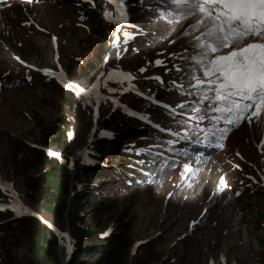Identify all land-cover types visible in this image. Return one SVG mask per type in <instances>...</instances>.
Instances as JSON below:
<instances>
[{"label": "rangeland", "instance_id": "374dc122", "mask_svg": "<svg viewBox=\"0 0 264 264\" xmlns=\"http://www.w3.org/2000/svg\"><path fill=\"white\" fill-rule=\"evenodd\" d=\"M119 4L22 0L0 11V69L9 72L0 79V181L8 184L0 187V264L3 247L15 242L20 243L12 250L18 264H61L73 255L66 253V245L76 240L68 228L71 214L76 226L94 233L91 238L115 233L121 219L131 225L133 245L125 264H134L147 246L155 247L153 264H264V112L251 124L244 120L233 127L223 139L224 150L201 161L192 154L174 169L155 167L141 153L163 141L142 130L135 113L187 130L196 127L153 108L150 99L174 108L188 105L190 98L174 82H186L190 65L173 54L192 51L191 38L182 33L194 20L169 23L160 18L157 0H124L127 23L120 26ZM31 20L38 29L24 27ZM11 53L28 69L19 68ZM158 60L163 64L157 65ZM45 69L57 76L63 72L78 90L88 91L97 83L99 107L92 97L63 88L55 75L40 73ZM109 72L130 73L134 79L119 83L117 76L109 81ZM180 111L195 117L216 115L191 112L190 106ZM57 130L64 138H48ZM36 158L40 160L33 162ZM54 161L62 167L56 175ZM189 166L192 171L185 179ZM102 169L103 175L97 173ZM17 199L34 215L14 212L11 206ZM23 217L36 218L56 236L58 231L68 234L63 245L57 238L56 258L37 254L27 236L18 234L15 241L2 234L24 225L17 224ZM85 259L82 264H92Z\"/></svg>", "mask_w": 264, "mask_h": 264}, {"label": "snow or ice", "instance_id": "6c2138e0", "mask_svg": "<svg viewBox=\"0 0 264 264\" xmlns=\"http://www.w3.org/2000/svg\"><path fill=\"white\" fill-rule=\"evenodd\" d=\"M28 2L31 3L32 0ZM161 3L165 5L167 11H161L160 18L166 19L169 23L182 24L186 20H194L182 33L183 37L191 38L192 51L189 52L185 48L182 54H173L190 65L184 76L186 82H174L175 88L190 98L189 103L176 107L183 109L190 106L191 112L215 113L216 115L211 117L198 115L189 116L188 119H210L217 126L223 124L224 126L218 129L220 133L217 136L218 140L225 139L232 127L239 126L244 120L251 124L253 117L259 119L261 112H264V0H161ZM121 5H124V0H120V4L117 5L120 14V19L116 21L118 24L127 23ZM105 18L111 20V15L105 12ZM55 39L53 37L54 41ZM174 42L170 41V43ZM155 63L161 65L163 61L158 60ZM174 67L177 71H183L179 66L174 65ZM140 71L144 72L145 69L142 68ZM44 72L49 76L54 75L47 69ZM117 76L120 77L119 83L134 79L130 73H107L109 81ZM56 78L64 87L77 91V86L70 85L64 80L63 72ZM99 79L98 77L97 81ZM97 87L98 84L93 83L88 91L83 89L78 91L84 97H94L98 100ZM109 91L114 90L109 89ZM194 96L197 99L191 100ZM150 99L152 103L160 105L158 100ZM163 107L175 112V108L170 105ZM253 108L255 110L248 115ZM139 118L151 123L146 116ZM152 127L159 128V125L152 123ZM69 136L71 137V134ZM48 154L58 155L52 152ZM191 171L189 166L186 172ZM221 184L224 185L223 178ZM4 186L0 184V187ZM239 194L236 193L237 196ZM11 207L17 214L34 215L18 203ZM57 234L65 239L68 238L67 233ZM66 248L68 253L72 252L70 242Z\"/></svg>", "mask_w": 264, "mask_h": 264}, {"label": "trees", "instance_id": "16d2710c", "mask_svg": "<svg viewBox=\"0 0 264 264\" xmlns=\"http://www.w3.org/2000/svg\"><path fill=\"white\" fill-rule=\"evenodd\" d=\"M81 5H83V3ZM117 114L121 117L120 113ZM118 121L119 119H116L114 123H117ZM63 124H65L64 121ZM106 128H110V127L106 126ZM51 137L64 138V133L62 132L59 133L58 130L53 131L50 132V135H48V138ZM141 156H145V154L142 153ZM39 160L40 158H36L34 159L33 162ZM94 161H98V160L97 159L92 160V162ZM125 166H126L125 169L127 170L128 166L127 165ZM53 167H54L53 173L55 175L58 174V172L62 171V167L58 162L54 161ZM98 172L101 173V175H103L105 173V170L102 169L100 171H97V173ZM97 173L96 175H98ZM79 182H81V180ZM77 203L78 202H76V204ZM64 206H65V202L62 203V210ZM5 213L9 214L8 212ZM69 217L71 219L68 228L70 230V233L72 234V237H74L76 240L74 244H71V247L73 248L72 250L73 255L70 256L67 264H82V262L86 260L85 258H88V261L92 262V264H125L127 254L133 245V241L130 238L131 225L125 223L124 219L120 220L118 225L119 230L116 231L115 233L104 234L101 235L100 238H91V236H93L94 233L90 229L86 230L79 228L74 223V219H73L74 215L71 214L69 215ZM20 220L21 221L17 223L18 226L19 224L22 223H24V225L22 224L19 227H17V230H15V232L9 230V231H3L2 234H4L6 237L12 235L15 241H18L19 239L18 234L27 236L31 241L32 245L34 246V249L36 250L37 254H39L40 256L56 258L55 252L57 250V238H58L56 234L36 218L23 217ZM96 225L100 226L99 221H96ZM24 226L27 227L25 228ZM82 235L83 236L87 235L89 239H85L81 237ZM19 247H20L19 242H15L14 244L11 245V247L8 248L4 246L3 247L4 262L2 264H18L16 263L15 256L12 254V250L18 249ZM47 248L52 249V253H50V251ZM141 252H142V256L138 258L134 264H153L157 260V256H156L157 253L155 252V247H150V246L144 247L141 249Z\"/></svg>", "mask_w": 264, "mask_h": 264}, {"label": "bare ground", "instance_id": "6f19581e", "mask_svg": "<svg viewBox=\"0 0 264 264\" xmlns=\"http://www.w3.org/2000/svg\"><path fill=\"white\" fill-rule=\"evenodd\" d=\"M116 6V5H115ZM5 49V48H4ZM7 51V50H6ZM9 57L11 58V59H14V57H12V56H10L9 55ZM54 76V75H53ZM54 78H56V76H54ZM56 80L57 81H59L60 82V80H58L57 78H56ZM64 80H65V78H64ZM66 81V80H65ZM97 82V81H96ZM61 83V82H60ZM69 84V83H68ZM61 85H62V83H61ZM71 85V84H70ZM63 86V85H62ZM68 89H70V88H68ZM70 91H72V92H75V93H80L79 91H78V89H77V91H74V90H72V89H70ZM80 94H82V93H80ZM92 101L94 102V103H96V106L97 107H99V105H100V100L98 99H95L94 97H92ZM96 109V108H95ZM0 184H2V185H8L6 182H2V181H0ZM4 186V187H5ZM1 188H3V187H1ZM202 192H200V191H198V194H201ZM14 194V193H13ZM15 195V198L16 197H18L16 194H14ZM17 202H18V204H20V205H22V203H21V201L19 200V199H17ZM59 232V231H58ZM57 232V233H58ZM59 233H63V232H59ZM57 237H58V240H59V242H60V245H63V243H64V241L66 240L65 238L61 241L60 240V237L61 236H59L58 234H57ZM61 238H63V237H61ZM59 248H60V246H59ZM66 253H67V255H68V251H66ZM66 257V256H65ZM62 263H64V264H66V260H64V259H62V261H61V264Z\"/></svg>", "mask_w": 264, "mask_h": 264}, {"label": "water", "instance_id": "95a60500", "mask_svg": "<svg viewBox=\"0 0 264 264\" xmlns=\"http://www.w3.org/2000/svg\"><path fill=\"white\" fill-rule=\"evenodd\" d=\"M138 246H136V248H137ZM69 258H70V256H67V258H66V261L68 262L69 261Z\"/></svg>", "mask_w": 264, "mask_h": 264}, {"label": "clouds", "instance_id": "9594fccd", "mask_svg": "<svg viewBox=\"0 0 264 264\" xmlns=\"http://www.w3.org/2000/svg\"><path fill=\"white\" fill-rule=\"evenodd\" d=\"M162 112V111H161ZM234 197H236L237 198V196H234Z\"/></svg>", "mask_w": 264, "mask_h": 264}]
</instances>
